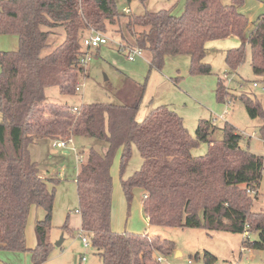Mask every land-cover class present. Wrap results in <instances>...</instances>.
<instances>
[{
  "label": "trees",
  "instance_id": "obj_1",
  "mask_svg": "<svg viewBox=\"0 0 264 264\" xmlns=\"http://www.w3.org/2000/svg\"><path fill=\"white\" fill-rule=\"evenodd\" d=\"M243 3L185 0L178 16L173 8L133 14L127 17L125 28L134 39L133 46L149 53L150 68L161 70L166 57L182 55L189 58L190 74L209 75L204 45L244 37L249 21L238 11ZM120 16L116 0H0V35L18 39L16 51H0V251L29 253L32 264L46 263L52 248L54 202L48 183L59 180L42 175L27 149L38 140L75 137L106 144L103 153L87 148L75 179L80 231L89 235L101 264H162L157 258L174 247L171 241L146 233L111 229L110 170L119 150L121 190L128 203L135 189L142 192V212L149 226L247 234L243 248L264 250V210L252 211L263 158L240 146L242 137L231 124L221 127L220 140H212L214 124L200 120L192 138L182 118L167 106L149 110L138 122L144 86L126 75L122 86L112 92L118 103L83 104L79 109L46 103L49 88L63 96L76 94L79 79L85 75L82 39L90 30L103 34L106 25L117 24ZM136 27L142 30L136 32ZM58 28L63 41L43 55L48 38ZM246 45L251 70L264 88L263 16L254 22L245 43L226 52L230 73L244 62ZM215 96L219 103L241 101L250 118L261 120L258 132L264 140V110L256 98L230 94L222 79ZM200 143L206 144V152L193 157L191 151ZM132 147L141 164L124 178ZM33 207L41 208L44 217L35 222L36 244L28 248L25 230ZM61 229H68L66 222ZM249 233H256L257 240L250 241ZM205 256L206 264L214 261Z\"/></svg>",
  "mask_w": 264,
  "mask_h": 264
},
{
  "label": "rangeland",
  "instance_id": "obj_2",
  "mask_svg": "<svg viewBox=\"0 0 264 264\" xmlns=\"http://www.w3.org/2000/svg\"><path fill=\"white\" fill-rule=\"evenodd\" d=\"M184 3L185 0H130L129 2L116 0L117 10L121 15L119 22L115 25L107 24L103 33L107 43L98 49L90 50L85 75L79 79V90L73 96H63L56 88H49L46 90V103L75 109H79L83 104L118 103L119 100L112 92L122 86L123 75H126L144 86L136 114L138 122L145 118L149 110L158 106H167L182 118L184 127L192 138L195 137V129L200 120L214 123L212 140H220L221 127L225 123L231 124L242 137L240 146L263 158L262 178L257 190L258 195L252 205L253 212H261L264 210V140L258 132L261 120L250 118L241 101L219 103L215 96L217 82L222 79L230 94L234 96L244 94L256 98L264 110V88L251 70L249 47L245 46L244 62L236 72L230 73L225 63L226 52L239 48L245 40L234 38L210 41L205 47L203 60L211 67L209 75L190 74V61L187 56L166 57L161 70H156L149 66L148 52L142 50L141 58L129 61L121 50V46L125 44L134 47V39L125 28L129 15L173 8V14L178 16L183 11ZM222 3L228 5L230 0H222ZM238 11L249 21L244 34L246 36L257 18L264 17V0H244ZM141 30L139 27L135 28L136 32ZM62 41V29H54L53 35L48 38L49 47L43 55L48 54ZM17 49L16 36L0 35V51L11 52ZM1 120L0 113V122ZM88 146H92L99 153H103L106 149L104 142L82 137L73 138L65 148L54 146L52 140L42 139L31 144L27 149L30 159L41 172L60 178L57 184L48 183V188L54 190L50 231L56 240L46 264H101L97 251L90 245L83 246L81 236L89 240V235L81 234L80 217L75 212L78 208L75 179L80 164L86 160ZM206 149V144L200 143L191 151V155L202 156ZM120 155L121 150L116 153L110 170L113 185L111 229L114 232L115 230L117 233L134 231L171 241L173 250L169 254L160 256L163 258L162 264H206V254L214 258V261L208 264H264V250L243 248L245 235L206 232L203 229L149 226L142 212L141 191L137 189L133 191V199L130 203L123 195L119 181ZM140 164L138 152L132 147L124 178L138 170ZM36 214L39 220L43 219L44 212L41 208H36ZM65 222L68 229L63 231L61 227ZM61 237L63 239L61 245L55 246ZM257 238L256 233L248 234L250 241H255Z\"/></svg>",
  "mask_w": 264,
  "mask_h": 264
},
{
  "label": "built area",
  "instance_id": "obj_3",
  "mask_svg": "<svg viewBox=\"0 0 264 264\" xmlns=\"http://www.w3.org/2000/svg\"><path fill=\"white\" fill-rule=\"evenodd\" d=\"M106 43H107V38H105L102 33L95 32L94 30L88 31L87 35L82 39V46L85 51V54L83 55V58L81 59V64L86 66L87 62L90 59V50L98 49L101 45L106 44ZM121 50L125 53L129 61H134L136 58L142 57V50L138 48L126 47L122 45ZM78 90H79V87L76 89V91ZM70 142L71 140L64 141V140L58 139V140H53V145L59 148H65ZM245 236H247V234H245ZM81 242L84 247H87L88 245H90L89 240H87L84 236H81ZM82 260H85V259L82 258ZM157 260L159 262H162L161 257H158Z\"/></svg>",
  "mask_w": 264,
  "mask_h": 264
},
{
  "label": "crops",
  "instance_id": "obj_4",
  "mask_svg": "<svg viewBox=\"0 0 264 264\" xmlns=\"http://www.w3.org/2000/svg\"><path fill=\"white\" fill-rule=\"evenodd\" d=\"M245 37V36H244ZM244 37L242 38H237V37H228L226 39H231L233 40L234 38L235 39H238V40H241V41H244ZM223 40V39H222ZM225 40V39H224ZM210 42V41H209ZM209 42H206L205 45H204V49L206 47L207 44H209ZM214 124V123H213ZM72 140V139H71ZM40 141V140H38ZM90 147V146H88ZM80 167V166H79ZM41 172V171H40ZM78 172H79V169H78ZM77 172V174H78ZM42 175H44L45 177H53L51 175H46L44 174L43 172H41ZM77 176V175H76ZM57 179L60 181V178L57 177ZM136 190V189H135ZM138 190V189H137ZM141 195H142V192H141ZM77 213V210L75 211ZM78 214V213H77ZM79 215V214H78ZM38 216L36 214V208L33 207L31 212H30V216H29V219H28V222H27V226H26V230H25V235H26V245L28 248H33L36 244V239H35V234H34V225H35V222L38 221ZM147 221V220H146ZM148 224V223H147ZM79 230H80V224H79ZM117 230H115L116 232ZM131 231V230H130ZM131 233H134V234H139L138 232H132ZM49 238H50V243L52 244L53 246V243L54 241L56 240L55 238H53V235L50 231V234H49ZM48 261V259H47ZM46 261V263H47ZM162 262H163V258H162ZM45 263V264H46ZM0 264H32L31 261H30V255L29 253H10V252H2L0 251Z\"/></svg>",
  "mask_w": 264,
  "mask_h": 264
},
{
  "label": "water",
  "instance_id": "obj_5",
  "mask_svg": "<svg viewBox=\"0 0 264 264\" xmlns=\"http://www.w3.org/2000/svg\"><path fill=\"white\" fill-rule=\"evenodd\" d=\"M95 1L98 2L99 0H95ZM62 240H63V239H62V237H61L60 241L55 243V246H60L61 243H62ZM177 255H180V254L177 253Z\"/></svg>",
  "mask_w": 264,
  "mask_h": 264
}]
</instances>
